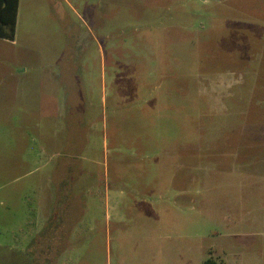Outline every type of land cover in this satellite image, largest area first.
<instances>
[{
	"label": "rangeland",
	"instance_id": "rangeland-1",
	"mask_svg": "<svg viewBox=\"0 0 264 264\" xmlns=\"http://www.w3.org/2000/svg\"><path fill=\"white\" fill-rule=\"evenodd\" d=\"M264 264V0H23L0 37V264Z\"/></svg>",
	"mask_w": 264,
	"mask_h": 264
},
{
	"label": "trees",
	"instance_id": "trees-1",
	"mask_svg": "<svg viewBox=\"0 0 264 264\" xmlns=\"http://www.w3.org/2000/svg\"><path fill=\"white\" fill-rule=\"evenodd\" d=\"M5 7H2V4ZM19 0H0V37L14 40L17 29V12ZM203 264H220L217 260L208 258Z\"/></svg>",
	"mask_w": 264,
	"mask_h": 264
},
{
	"label": "crops",
	"instance_id": "crops-1",
	"mask_svg": "<svg viewBox=\"0 0 264 264\" xmlns=\"http://www.w3.org/2000/svg\"><path fill=\"white\" fill-rule=\"evenodd\" d=\"M22 4H23V0H19V6H18V12H17V29H16V34H17V30H18V24L21 18V10H22ZM2 7H5V4H2Z\"/></svg>",
	"mask_w": 264,
	"mask_h": 264
}]
</instances>
